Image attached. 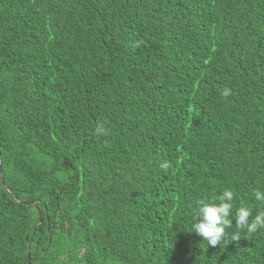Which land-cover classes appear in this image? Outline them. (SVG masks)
<instances>
[{
    "label": "trees",
    "instance_id": "trees-1",
    "mask_svg": "<svg viewBox=\"0 0 264 264\" xmlns=\"http://www.w3.org/2000/svg\"><path fill=\"white\" fill-rule=\"evenodd\" d=\"M0 167V264H264V0H0Z\"/></svg>",
    "mask_w": 264,
    "mask_h": 264
},
{
    "label": "clouds",
    "instance_id": "clouds-1",
    "mask_svg": "<svg viewBox=\"0 0 264 264\" xmlns=\"http://www.w3.org/2000/svg\"><path fill=\"white\" fill-rule=\"evenodd\" d=\"M223 94L227 96L229 90L227 88L224 89ZM103 131V129H97L100 134H103ZM161 167L167 168V162L163 163ZM254 198L264 204V192L255 191ZM215 200L219 202L201 203L196 212V221L191 226L192 231L207 241L210 246H216L225 237V230L233 225V220L230 216L233 208L234 192L226 189ZM250 217H252L251 220ZM234 221L237 228L246 230L249 234L257 233L259 229H264V208L257 211L253 217V207L241 203ZM232 238L233 240H238L239 233H235Z\"/></svg>",
    "mask_w": 264,
    "mask_h": 264
},
{
    "label": "water",
    "instance_id": "water-1",
    "mask_svg": "<svg viewBox=\"0 0 264 264\" xmlns=\"http://www.w3.org/2000/svg\"><path fill=\"white\" fill-rule=\"evenodd\" d=\"M0 177H1V182H2L3 186L6 187L5 184H4L1 167H0ZM22 202H26V203H28L30 205H33V203L31 201H25V200H23ZM37 211H38L39 220H40L41 212H40V209L38 207H37ZM28 264H31V262H29Z\"/></svg>",
    "mask_w": 264,
    "mask_h": 264
}]
</instances>
